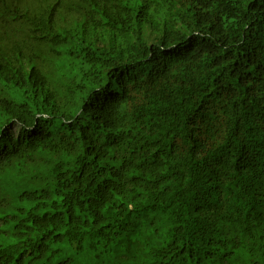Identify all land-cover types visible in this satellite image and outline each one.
Returning a JSON list of instances; mask_svg holds the SVG:
<instances>
[{
	"label": "trees",
	"instance_id": "obj_1",
	"mask_svg": "<svg viewBox=\"0 0 264 264\" xmlns=\"http://www.w3.org/2000/svg\"><path fill=\"white\" fill-rule=\"evenodd\" d=\"M0 264H264V0H0Z\"/></svg>",
	"mask_w": 264,
	"mask_h": 264
}]
</instances>
